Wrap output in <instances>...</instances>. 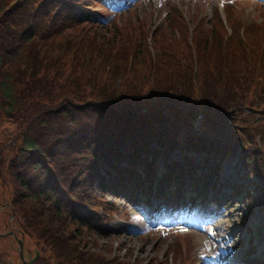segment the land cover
I'll return each mask as SVG.
<instances>
[{"label":"trees","instance_id":"obj_1","mask_svg":"<svg viewBox=\"0 0 264 264\" xmlns=\"http://www.w3.org/2000/svg\"><path fill=\"white\" fill-rule=\"evenodd\" d=\"M84 3L85 0H0V106L10 115L27 118L26 131L16 146L19 168L13 177V204L21 210L20 203L27 198L34 206V216L47 218L52 230L38 227L46 240L60 235L59 222H64L58 213L63 212L62 205L68 214L66 220L89 228L90 219L108 204L103 197L107 192L132 203L143 188L148 194L158 189L165 198L166 184L155 182L154 177L146 183V178L139 175L140 167L151 172L155 157H165L177 145L181 149L205 150L203 159L196 163L184 154L181 160L167 164L165 179L176 178L178 191L184 172L204 170L213 163L210 151L216 148V153L222 147L219 138L226 140L227 132L217 115L247 105L244 89L249 79L258 78L259 89H264V51L258 54L251 48L249 57L236 34L232 54L222 52L221 36L214 24L212 44L217 52L202 56V64L186 79L193 63L173 55V68H164H181L185 72L167 74L166 80L154 78L157 88L141 99L136 89L125 86H138L132 64L128 67L132 81L127 77L126 83L122 81L125 70L117 69L118 59L123 68L128 66L125 48L115 49L114 38L100 31H73L76 23L100 20L99 13L83 7ZM258 36L254 40L256 48L261 30ZM146 56L142 45V64H147ZM192 80L200 83L202 96L182 88L186 82L190 86ZM174 109L182 112L171 111ZM198 109L210 114L205 124L210 122L215 128L209 131L212 136L205 137L204 130L192 128ZM180 126L188 132L181 144L173 134L180 133ZM151 142L168 147L152 146ZM147 156L151 159L147 160ZM170 164L174 167L170 168ZM215 168L210 167L208 178ZM207 177L203 175V179ZM49 243L57 254L62 252L58 246L63 242L55 239Z\"/></svg>","mask_w":264,"mask_h":264},{"label":"rangeland","instance_id":"obj_2","mask_svg":"<svg viewBox=\"0 0 264 264\" xmlns=\"http://www.w3.org/2000/svg\"><path fill=\"white\" fill-rule=\"evenodd\" d=\"M115 1L116 6L108 9L96 0H86L85 5L105 13V21L79 22L72 26L75 27L73 31H100L106 37L114 38L115 49L124 47L128 66L123 68L118 59L117 69L125 70L121 76L122 81L126 77L132 81V73L128 70L132 64L134 80L138 86L134 88L124 81L125 86L136 89L141 99H146L157 88L153 83L154 78L166 80L167 74L176 76L179 72H185L181 68L172 71L164 68H173V55L183 62L196 61L202 64V56L211 51L217 52L212 44V28L206 27L209 24L217 26L222 52L228 50L232 54L236 34L240 39V34L245 36V40H241L246 46H252L258 51L264 49V37H261L258 48L254 44V40L259 38L260 29H264V0ZM245 25L254 29L248 27L243 32ZM225 33L232 35L225 40ZM205 39L208 44H205ZM142 45H145L147 51V64L141 63ZM193 72L192 68L191 73L187 72L184 78L189 74L192 76ZM178 80L180 77L176 82ZM170 81L175 83L173 78ZM220 83L217 81V84ZM260 86L261 83L256 79L247 82L244 95L248 108L241 105L217 115L227 132V141L221 143L219 155L228 156L235 149L234 155L226 158L222 175L229 180L230 177L236 179L241 186L230 193L225 192L227 195H223L219 203L197 205L185 216L170 215L162 218L164 213H161L158 219L147 216L148 207L144 213L138 214L120 197L106 194L105 197L115 203L116 209L111 204L104 205V208L99 209V216L91 220L92 226L89 228L70 223L65 216H61L64 223L58 221L60 235L53 237L64 243L58 246L62 251L59 254L49 243L55 239L46 240L38 229L42 225L52 230L47 225V218L34 216V206L27 198L20 203L21 210L13 204L15 192L10 177L13 178L19 168V150L16 146L26 131L24 127L27 118L18 114L10 115L0 106V205L8 207L5 209V217L10 212L14 216L12 207H15L18 213L12 221L17 217L25 230L27 225L31 227L28 229L30 236L45 239V251L53 253L55 264H223L234 258L239 259L250 247L255 249V255L264 259V255L260 254L264 251V89H259ZM182 88H190L197 96L203 95L198 81L192 80L190 86L188 82L183 83ZM171 111L182 112L175 109ZM204 115L206 117L200 119V124L212 131L215 128L210 126V122L205 124L210 114ZM182 128L186 129L180 126V130ZM173 134L180 136L178 131ZM160 145L156 143L154 146ZM191 153L195 161L203 157V151L192 149ZM168 157H171L170 163L179 161L180 151L176 149ZM163 167V160L159 158L157 168L161 170ZM139 175L148 176L147 173ZM243 185H248V188L243 189ZM6 202L11 205H6ZM203 205L206 206L203 208ZM202 212L208 216L201 221ZM34 221L40 223L34 225Z\"/></svg>","mask_w":264,"mask_h":264},{"label":"flooded vegetation","instance_id":"obj_3","mask_svg":"<svg viewBox=\"0 0 264 264\" xmlns=\"http://www.w3.org/2000/svg\"><path fill=\"white\" fill-rule=\"evenodd\" d=\"M6 208L0 205V264H55L53 253L45 251V239L30 236L31 227L27 225L25 230L17 217L12 221L18 213L15 207H12L15 215L10 212L5 217Z\"/></svg>","mask_w":264,"mask_h":264},{"label":"bare ground","instance_id":"obj_4","mask_svg":"<svg viewBox=\"0 0 264 264\" xmlns=\"http://www.w3.org/2000/svg\"><path fill=\"white\" fill-rule=\"evenodd\" d=\"M22 143V142H21ZM11 179H13L12 177H10ZM13 183V182H12ZM13 185H14V183H13ZM18 187V186H17ZM165 206L164 205H162V208H164ZM207 210V209H206ZM63 213V212H62ZM209 213V212H208ZM62 216V215H61ZM62 218V217H61ZM202 221V220H201ZM222 230V229H221ZM219 243V242H218ZM219 245V244H218ZM220 247V246H219ZM264 247V246H263ZM216 249V248H215Z\"/></svg>","mask_w":264,"mask_h":264}]
</instances>
